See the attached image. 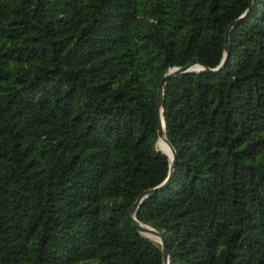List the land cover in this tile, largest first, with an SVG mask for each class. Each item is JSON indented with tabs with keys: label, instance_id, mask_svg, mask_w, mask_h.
I'll list each match as a JSON object with an SVG mask.
<instances>
[{
	"label": "trees",
	"instance_id": "16d2710c",
	"mask_svg": "<svg viewBox=\"0 0 264 264\" xmlns=\"http://www.w3.org/2000/svg\"><path fill=\"white\" fill-rule=\"evenodd\" d=\"M0 0V264H264V0Z\"/></svg>",
	"mask_w": 264,
	"mask_h": 264
},
{
	"label": "water",
	"instance_id": "95a60500",
	"mask_svg": "<svg viewBox=\"0 0 264 264\" xmlns=\"http://www.w3.org/2000/svg\"><path fill=\"white\" fill-rule=\"evenodd\" d=\"M253 1L254 0L250 1V3H251L250 6L253 4ZM240 20H241V18L232 22L227 29V32L225 35V54H226V56L223 58L222 62L220 63V65H218V67H216V68L206 67L200 62L192 63V64L187 65L185 67H174V68H171L168 70V72L163 77V79L159 85V89L157 92V98H156L157 112L159 115V127H158L159 139L157 141V145H158L160 139H163V140H165L166 143L169 144V146L171 148V151H172L171 157L168 154H166L161 148H158V150L163 152L165 155H167L171 161L170 173H169V177L162 184H160L157 187L150 188V189L146 190L145 192H143L139 196V198L136 200V202L131 206V208L129 210V217L132 219L135 227L138 229V231L141 234H143L147 237H150V238L158 241L161 244L164 264H170V251L168 249V245H167L165 236L163 235L162 232L158 231L156 228L152 227L151 225L140 222L136 218V214H137V210L139 209L140 205L142 204V202L146 198H148L152 194L156 193L157 191L163 189L169 183L170 178H171L173 171H174V167H175L176 156H177L176 150H175L172 142L167 137L166 123H165V118L163 116L165 86H166L167 81L172 76L177 75V74H181V73H185V72H198L201 70L204 72L214 73V72H217V71L223 69L225 64H226V58H227V54H228V51L230 48V33L233 30V28L240 22Z\"/></svg>",
	"mask_w": 264,
	"mask_h": 264
},
{
	"label": "bare ground",
	"instance_id": "6f19581e",
	"mask_svg": "<svg viewBox=\"0 0 264 264\" xmlns=\"http://www.w3.org/2000/svg\"><path fill=\"white\" fill-rule=\"evenodd\" d=\"M158 145L166 154H168L170 157L172 156L171 148L169 144L165 142V140L160 139Z\"/></svg>",
	"mask_w": 264,
	"mask_h": 264
},
{
	"label": "rangeland",
	"instance_id": "374dc122",
	"mask_svg": "<svg viewBox=\"0 0 264 264\" xmlns=\"http://www.w3.org/2000/svg\"><path fill=\"white\" fill-rule=\"evenodd\" d=\"M157 146H158V148H160L159 145H157Z\"/></svg>",
	"mask_w": 264,
	"mask_h": 264
}]
</instances>
